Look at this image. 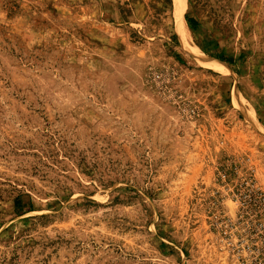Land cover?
Segmentation results:
<instances>
[{
    "label": "rangeland",
    "instance_id": "374dc122",
    "mask_svg": "<svg viewBox=\"0 0 264 264\" xmlns=\"http://www.w3.org/2000/svg\"><path fill=\"white\" fill-rule=\"evenodd\" d=\"M179 16L186 44L175 0H0V264H228L217 174L264 185V0Z\"/></svg>",
    "mask_w": 264,
    "mask_h": 264
},
{
    "label": "built area",
    "instance_id": "2783aa9c",
    "mask_svg": "<svg viewBox=\"0 0 264 264\" xmlns=\"http://www.w3.org/2000/svg\"><path fill=\"white\" fill-rule=\"evenodd\" d=\"M210 235L228 264H264V185L254 173L217 174Z\"/></svg>",
    "mask_w": 264,
    "mask_h": 264
},
{
    "label": "trees",
    "instance_id": "16d2710c",
    "mask_svg": "<svg viewBox=\"0 0 264 264\" xmlns=\"http://www.w3.org/2000/svg\"><path fill=\"white\" fill-rule=\"evenodd\" d=\"M186 21L191 27H196L198 24L197 19L192 17V16H189V15H186ZM175 38L177 39V36H175ZM215 54H216L215 57H217V58H219L225 62H228V63L234 62V59L231 57H226V56L218 54V53H215ZM15 209H16V212L18 214H23V213L32 211L33 210L32 202L29 201L28 207L24 208V205H23L21 199L17 197L15 200Z\"/></svg>",
    "mask_w": 264,
    "mask_h": 264
},
{
    "label": "bare ground",
    "instance_id": "6f19581e",
    "mask_svg": "<svg viewBox=\"0 0 264 264\" xmlns=\"http://www.w3.org/2000/svg\"><path fill=\"white\" fill-rule=\"evenodd\" d=\"M182 4V0H175V5H176V16H177V27H178V32L180 34V37L183 41V43H187V39H188V28H187V24L186 22L181 18V16H179V11H180V7ZM184 44V45H185ZM215 68V67H214Z\"/></svg>",
    "mask_w": 264,
    "mask_h": 264
}]
</instances>
